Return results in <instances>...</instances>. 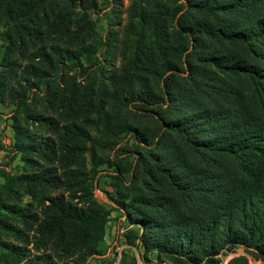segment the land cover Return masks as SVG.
<instances>
[{
	"label": "trees",
	"instance_id": "16d2710c",
	"mask_svg": "<svg viewBox=\"0 0 264 264\" xmlns=\"http://www.w3.org/2000/svg\"><path fill=\"white\" fill-rule=\"evenodd\" d=\"M146 2L149 13L146 19H141L144 20L142 30L148 43L142 49L137 43L128 41L126 63L130 68H127L121 81L130 83L139 80L142 83L143 73L156 63H161L164 75L154 76L159 93L152 94L149 86L141 84L145 92L142 97L145 99H140L142 103L161 108L163 95L169 96L171 89L177 88L176 78L188 83L202 102L198 104L202 111L196 116V121L201 120L195 122L197 130L190 127L192 119L189 117L181 121L165 122L163 119L158 122V129H163V136L168 138L174 134L181 142L172 145V155L177 160L172 161L173 168L171 163L157 161V157L150 151L147 156L141 155L137 160L143 175L153 179L159 176L171 196L161 199L156 196H140L136 197L135 202L146 213H161L162 208L166 215L174 216L173 221H166L163 226L178 228L183 232L180 243L170 239L171 245L167 246L169 249L165 244H158L156 239H153L151 246L181 256V264H215L213 239L217 235L219 243L229 240L227 242L231 244L260 249V243L264 241V0H187L186 6L193 21L183 25L184 19L181 17L175 23L183 28L191 50H194L199 39L202 41L207 38L216 44L237 47L240 55L218 57L201 53L195 56L194 51H191L193 54L185 55L181 67L171 59L166 62L163 59L167 51L165 38L169 33L159 29L158 22L164 4L158 0ZM95 6V0H0V27L6 54L2 60H8L13 55L20 59L37 60L38 66L29 65L37 81L35 85L47 100L55 81L64 83L62 96L67 110L73 108L76 96L80 95L75 86V75H68L67 70L79 67L81 56L87 52L85 48L82 52L78 47L86 43L95 27V22L89 19ZM236 12L244 14V17L246 15L247 19L225 28L208 26L206 17L218 14L230 16ZM175 33L178 32L175 30ZM105 40L106 46L109 39ZM171 49V57L179 60L180 51L177 48ZM143 53L146 55L145 60L141 56ZM102 54L105 62L106 50ZM11 60L6 62L5 69L0 70L1 91L6 85L5 76L14 69V61ZM3 64L4 61L0 65ZM203 67L214 74L210 75ZM184 70L187 71L185 76L178 74ZM97 71V74H89V81L79 96L82 109L86 111L96 101L100 110L110 108L123 123L117 129L107 116L102 115L96 121L97 131L106 137H116L119 130L138 131L145 141L149 136H158L157 127L153 131L144 126L142 128L143 117L157 120L154 111L151 112L145 104L142 107L129 105L127 98L116 91L108 93V82L113 87L123 72L120 75H109L102 65ZM175 95L185 104L182 95ZM19 106H22L24 119L31 118L36 125L55 133L60 132V127L54 124L51 116L41 113L31 115L25 102ZM14 128L21 160L27 167L35 168V172L15 177L2 173V176L19 180L27 196L39 197L43 205V217L31 212L25 204L15 206L12 212L18 217L19 225H11L0 217L1 246L14 258L13 262L21 263V249L2 239V235H9L23 245H30L33 251L42 253L41 261L37 257L32 261L28 259L25 264H54L52 252H55V258L61 260L86 246L89 225L98 230L97 244L103 237V216L76 211L72 203L64 201L59 195L43 197L36 193L47 186L55 187L60 182L59 177L46 172V169H37L40 161L51 162L58 157L56 142L44 135L24 133L20 137V127L15 123ZM68 130L74 135L75 124ZM61 149L65 151L61 153L64 155L57 159L68 168L75 156V147ZM186 157H191L199 164L194 167L193 163L186 161ZM181 164L185 169L194 170V179L188 176L189 181H182L178 178L172 169ZM142 182L145 183L144 179ZM8 190L10 195L12 190ZM14 194L17 192L14 191ZM45 201L48 203L45 204ZM125 207L132 208L129 204ZM141 212L137 211V214ZM151 221L139 219L143 230L153 223ZM233 222H237V229L231 228ZM196 248L200 253H194ZM237 262L238 259L233 260V264H246L243 260L242 263Z\"/></svg>",
	"mask_w": 264,
	"mask_h": 264
},
{
	"label": "rangeland",
	"instance_id": "374dc122",
	"mask_svg": "<svg viewBox=\"0 0 264 264\" xmlns=\"http://www.w3.org/2000/svg\"><path fill=\"white\" fill-rule=\"evenodd\" d=\"M95 1L96 6L90 12L91 17L89 18L95 22V27L86 39V43L78 47L82 52L85 48L87 52L81 56L80 66L76 67L75 70H67V74L75 75V86L81 95L84 86L89 81L88 77L93 73L97 74L100 65L106 68L109 75L110 73L120 75L123 72L122 77L116 81L113 87L108 82V93L116 91L127 98L129 105L142 107L145 104L151 112L154 111V117L157 120L155 121L147 116L143 117L142 128L144 126L147 130L153 131L157 127L158 136H149L146 140L148 142H146L142 140L138 131L124 132L119 130L116 137L101 135L97 131L96 121L102 115L107 116L117 129H120L123 125L110 108L105 107V109L100 110L96 101H94L93 106L84 111L80 95H77L73 108L67 110L62 96L65 84L61 81H55L47 100H45L43 93L35 85L37 81L29 66H38L37 60L20 59L13 55L9 59L14 61V69L5 76V88L2 91L0 90V140L3 144V148L0 149V217L11 225H19L18 217L12 210L15 206L18 207L20 203L25 204L34 214L37 213L40 214L41 218L43 217V205L40 198L38 196L29 197L24 194L23 185L19 180L6 179L5 176H2V173L15 177L23 173L35 172V168L27 167L24 164L21 160V153L17 151V136L14 128L16 123L22 131L20 137L24 133L51 137L58 146L57 158L64 155L61 153L65 151L61 148L75 147V156L68 168L64 167L60 159L57 158L55 161H40L38 163L39 167L37 169H46V172L59 177L60 182L55 187L47 186L36 193L43 197L45 195H59V197L64 198V201L72 203L76 211L104 217L103 237L97 244L98 230L89 225V240L86 246L72 256L61 260L55 258V252H52L54 264H108L114 262L117 256H119L117 264H181V256L151 246L153 239H156L158 244H165L166 248L169 249L167 246L171 245L170 239L173 238L174 242L180 243V235L183 232L178 228L171 229L163 226L166 221H173L174 216L166 215L162 208L160 209L161 213H146L145 209L135 202L136 197L140 196H156L158 199L171 196L159 176H154L153 179L143 175L142 169L137 166V160L141 155L142 157L147 156L148 151H150L157 157V161L171 163L173 168L172 161L177 160L176 156L172 155V145L181 142L179 137L174 134L168 138L163 136V129H158V122L163 119H165L163 120L165 122L181 121L187 119L185 117H189L192 119L190 127L192 126L197 130L198 126L195 122H201V120L196 121V116L202 111L198 104L202 102H200L197 92L194 93L188 83L176 78L177 88L174 87L175 90L171 89L169 96L163 95L161 108L154 104L142 103L140 99H145L142 98L145 92L141 84L144 83L145 86H149L153 91L152 94L159 93L155 77L164 75L161 72L162 64L156 63L153 65L154 67L152 66L144 72L142 83L138 82L139 80L130 83L121 80L125 77L127 68L128 70L130 68L126 63L128 41L137 43L142 49H145L148 43V39L142 30L144 20L141 19V17L146 19L149 13L147 0ZM158 1H161L162 5L164 4L160 13L158 28L169 33V36L165 38L167 51L164 54V62L171 59L181 67L185 55L192 53L191 51H194V54H192L195 56H200L201 53L218 57H226L231 54L240 55V50L237 47L228 44H216L213 40L207 38H203V42L199 39L196 42L197 45L194 46V50H191V45L182 30L183 28L175 23L181 17L186 23H182L183 25H189L187 23L193 21L191 12L186 6L187 0ZM227 1L221 0V2ZM206 18L209 27L225 28L241 20H246L247 16L244 17V14L236 12L230 16L218 14ZM175 30L178 32L177 34ZM107 38L109 41L105 46L104 43ZM171 48H177L180 51L179 60L171 57ZM105 50L106 60L104 62L102 52ZM4 51L5 41L2 27H0V64L4 61L3 66L0 65V70L7 67L6 62L9 60H2L6 56ZM141 56L144 60L146 59L144 53ZM203 69L207 72L210 71L206 67H203ZM178 74L185 76L187 71L184 70V72H178ZM209 74L214 73L209 72ZM213 77L219 79L216 75H213ZM119 81L121 82L117 84ZM175 94L182 95L185 104L181 103V100ZM24 102L28 104L31 115L41 113L51 116L54 124L60 127V132L55 133L44 126L36 125L31 118L24 119L22 106H19ZM145 111L143 110V112ZM74 124L75 134L72 135L69 133L68 128ZM182 127L186 128L187 126ZM180 149L183 150L184 148L181 147ZM186 159L189 163H193L194 167L199 164V162L197 164V161H193L191 157H186ZM172 171L182 181H187L188 176L191 177V180L194 179V170L185 169L183 164L178 165ZM143 179L145 183L142 182ZM8 189L12 190L10 195ZM14 191L17 192L16 195ZM47 203L45 201V204ZM128 204L132 208H126L125 206ZM137 211L142 212L137 214ZM140 218L153 220V223L143 230L139 223ZM237 225V222H233L231 228L237 229ZM76 229L77 226L75 225V231ZM218 237L217 235L213 239V263L233 264V260L238 259L237 263H242L243 260L246 264H264V241L260 243V249H255L242 244H231L227 242L229 240L219 243ZM2 239L7 241L8 244L21 249L19 254L22 261L18 264H25L28 259L32 261L37 257L41 261L42 253L33 251L30 245H23L6 234L2 235ZM196 249L194 253L199 251L198 248ZM13 259L8 250L2 247L0 243V264H16Z\"/></svg>",
	"mask_w": 264,
	"mask_h": 264
},
{
	"label": "built area",
	"instance_id": "2783aa9c",
	"mask_svg": "<svg viewBox=\"0 0 264 264\" xmlns=\"http://www.w3.org/2000/svg\"><path fill=\"white\" fill-rule=\"evenodd\" d=\"M118 259H119V256L116 257V260L114 262L108 263V264H117Z\"/></svg>",
	"mask_w": 264,
	"mask_h": 264
}]
</instances>
